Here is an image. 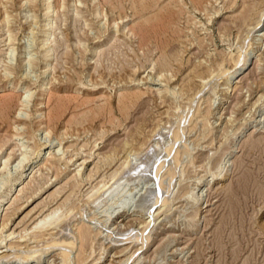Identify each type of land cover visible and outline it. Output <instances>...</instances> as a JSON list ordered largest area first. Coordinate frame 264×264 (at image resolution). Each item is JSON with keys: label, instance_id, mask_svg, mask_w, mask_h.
<instances>
[{"label": "rangeland", "instance_id": "obj_1", "mask_svg": "<svg viewBox=\"0 0 264 264\" xmlns=\"http://www.w3.org/2000/svg\"><path fill=\"white\" fill-rule=\"evenodd\" d=\"M54 1L48 20L40 11L42 0L7 2L8 26L2 22L0 4V100L12 95L7 116L0 119V142L20 132L0 147V194L9 189L13 175L23 172L0 203V264H29L40 255L39 264H61L64 249L49 246L56 239H70L73 248L66 258L71 264H79V255L85 258L81 264H120L123 259L121 264H264V23L243 42L249 19L263 0H143L148 8L137 13L131 0ZM92 3H98L99 15L92 13ZM246 7L251 8L248 19L240 16ZM156 15L164 18L142 44L132 28ZM41 29L52 32L45 45L39 43ZM45 46L51 47L47 57ZM94 46L101 52L93 53ZM240 46L253 49L252 59H259L260 69L245 65L223 90L222 76L209 79L207 73L226 68ZM163 55L167 65L161 70ZM6 59L14 66L8 78L18 82L16 91L2 76ZM201 72L206 76H198ZM205 82L197 105L202 112L178 143L189 151L181 155L173 179L163 176L164 183H171L165 192L169 206H152L155 215L142 232L147 235L152 229V239L141 247L140 229L149 220L147 207L154 203L153 195L146 193L153 187L148 172L127 173L119 180L127 184L123 194L134 204L121 213L116 212L120 200L106 204L105 192L101 199L91 197L92 202L89 191L100 180H109L126 159L134 166L164 155L179 121L175 106H185ZM165 87L176 94L160 97ZM25 89L30 91L28 103L19 109L18 93L26 94ZM135 92L142 97L122 108L120 97ZM40 97L42 119L36 111ZM126 139L128 145L118 147ZM36 143L41 146L38 152ZM22 152L29 156L22 159ZM110 154L112 160L106 157ZM214 173L220 175L212 177ZM188 191L198 198L196 203L186 201ZM68 207L72 211L65 227L35 228L54 209ZM80 225L91 231L83 246ZM130 231L139 236L119 239Z\"/></svg>", "mask_w": 264, "mask_h": 264}, {"label": "bare ground", "instance_id": "obj_2", "mask_svg": "<svg viewBox=\"0 0 264 264\" xmlns=\"http://www.w3.org/2000/svg\"><path fill=\"white\" fill-rule=\"evenodd\" d=\"M11 1H13V0H0V4H3V8H2V13H1V15H2V22H3V24L6 26H8V24H9V16H10V14H9V9H8V7L6 6V3L7 2H11ZM25 1V0H24ZM30 1H32V0H27V2H30ZM94 1V0H93ZM107 2H110V0H106ZM99 3V2H98ZM98 3H95V6L93 5L94 3H92V5H93V11H92V13L93 14H96V15H99L100 14V10H99V6L97 5ZM80 4V3H79ZM119 4V3H118ZM131 9L133 10V13H137L138 12V10L139 9H146V8H148V5L143 1V0H131ZM23 5H25L24 3L23 4H21V6H23ZM32 5V4H31ZM34 5V4H33ZM32 5V6H33ZM111 5V4H110ZM113 5V4H112ZM30 7V6H29ZM55 7H56V5H55V1L54 0H42V6H41V13H42V16H43V19L44 20H48L49 19V17H51V13H53V10L55 9ZM32 8V7H31ZM247 8V9H246ZM242 12H241V14H240V16L243 18V17H246L247 19L251 16V8H248V7H246ZM0 12H1V10H0ZM25 17L26 18H28L29 17V15H27V14H25ZM114 17V16H113ZM112 17V19H111V21L115 24L116 22H115V20H116V18H113ZM123 16H122V13L120 12V14H119V17L118 18H122ZM32 18V17H31ZM164 17H161V15H156L155 17H148V18H145L139 25H137L136 27H133L132 28V31L135 33L136 31L137 32H139V35H140V40H141V43L142 44H144V43H146L147 41H149L148 40V36L146 37V35H147V33H151L149 30L150 29H154L155 30V28H156V26L158 25L157 24V21H160L161 19H163ZM245 18V19H246ZM249 25H248V29L246 30V33H245V35H244V37H243V42L246 40V39H248L249 38V36H250V33H251V31L252 30H260L261 28H262V25H263V23H264V0L261 2V5H260V9H259V11L255 14V15H252V17H251V19H249ZM48 22L47 21H44V25L45 24H47ZM159 23H161V22H159ZM42 25V24H41ZM143 26H147L146 27V30H145V27H143ZM50 28V27H49ZM48 28V29H49ZM159 28V27H158ZM157 28V29H158ZM42 30V29H41ZM136 30V31H135ZM264 30V29H263ZM6 31H7V38L6 39H8V41L10 42L12 39H13V36L10 34L11 33V30H10V28H8L7 27V29H6ZM43 31V34L41 35V38L39 39V43H41V45H45L46 44V42L48 41V39L50 38V35H52L51 33V31L49 30H42ZM160 31V30H159ZM262 32V31H261ZM260 32V33H261ZM256 33H259V32H256ZM160 34H161V32H160ZM8 44V43H7ZM243 45H244V43H243ZM10 46V45H9ZM162 47V46H161ZM10 48H11V46H10ZM92 49V51H93V53H95V54H97V53H100L101 51L99 50L100 49V47L99 46H94V47H92L91 48ZM166 49V48H165ZM239 49V48H238ZM12 50H14V49H12ZM12 50H11V52H12ZM255 51V50H254ZM50 52H51V47L50 46H48V47H46L45 46V48H43V56H46L47 57V55H49L50 54ZM165 52H166V50H165ZM8 53H9V51H8ZM30 53V52H29ZM252 53H253V49L250 47L249 49H247L246 47H244V46H240V49H239V51L238 52H236L235 54H234V56L233 57H231V63L226 67V68H222V67H218V70H214L213 68V70L211 69H209V72L207 73V77L209 78V77H211V78H215V76H222V83H223V85H224V89L223 90H228L229 89V86H231V78H232V76L233 75H235V74H239V70L242 68V67H245V65H249L250 63H253L254 64V66H255V68L258 70V68L260 67L259 66V64H257V62H259V59L256 57V59H252ZM255 53V52H254ZM6 55H7V52H6ZM260 55V54H259ZM258 55V56H259ZM9 55H7L6 57H8ZM166 55H163L162 57H160L159 58V65L161 66L159 69H161L162 70V68H164L167 64H165L166 63V57H165ZM29 57H31V56H29ZM28 57V58H29ZM41 57V56H40ZM10 58H12V57H10ZM32 58V57H31ZM30 58V59H31ZM49 58V57H48ZM7 59H9V58H7ZM6 59V61H5V63H4V69H3V71H4V73H3V79H4V81L6 82L8 79V83L10 82L11 83V89H13L14 91H16V85L18 84V82H16V81H14V82H12L11 80H10V78H8L9 77V75H10V73H9V71H11V68H13L14 66L12 65V63L9 61V60H7ZM230 59V58H229ZM29 60V59H28ZM37 60V59H36ZM24 61H25V59H24ZM34 61V60H33ZM30 62V61H29ZM24 63V62H23ZM28 63V62H27ZM31 63V62H30ZM22 64V63H21ZM25 64V63H24ZM28 65H30V64H28ZM220 66V65H219ZM254 68V69H255ZM260 69V68H259ZM14 70V69H13ZM247 71V70H246ZM251 71V70H250ZM13 72V71H12ZM258 72V71H257ZM9 73V74H8ZM199 75L198 76H202V77H205L206 75L203 73V72H201V73H198ZM255 74H256V72H255ZM205 75V76H204ZM173 76V75H172ZM239 76V75H238ZM6 78V79H5ZM170 78H171V76H170ZM218 78V77H217ZM210 79V78H209ZM216 79V78H215ZM2 81V80H1ZM22 81H23V79H22ZM245 82V81H244ZM209 83V82H208ZM246 83V82H245ZM10 85V84H9ZM205 85L207 86L208 84H206V82L205 83H203L201 86H199V87H201V88H199L198 87V89L192 94V95H190V97H188V101H187V104L185 105V106H180V105H177V106H175V109H176V112H177V116H178V120L179 121H177V124H176V126H177V128L175 127V129L176 130H173V136H172V142H171V144H169V145H167L166 146V149H165V154L164 155H155V156H153V159H150V158H148L149 160H151L150 162H148L146 159V161H142V162H139V164H137V165H134V166H131L130 165V160H128V159H126V160H124L122 163H121V165L118 167V168H116L115 170H113L110 174H109V180L111 181V180H114V182L112 183L113 185H110L109 187H107L106 188V184L108 183V181L109 180H107V181H105V182H103V181H99V185L97 186V184H96V186H93V188L89 191L90 192V195L88 196V198H89V200H91L92 201V199H93V201L95 200V199H98V198H100L101 199V197H103L104 196V194H105V192H106V195L104 196V198H105V200H103V202L104 201H107L106 202V204H108V205H111V203H113V202H117V201H119L120 200V204H119V209H118V211H116L117 213H121V212H124L126 209H127V205H129V206H131L132 205V202L133 201H129L130 200V198H127V197H125V195L126 194H123V192L125 193V189H126V183L123 181V182H121V181H119L122 177H123V175L124 174H126L127 175V173H132V172H138V171H146V172H148V174H149V177H150V179L152 180V183H151V185L153 186L151 189H152V191H149V189H148V187L146 188V193H149V194H151V195H153V198H154V203L152 204V205H150L149 206V208L147 207V209H148V211H151L150 209L152 208V206L153 205H157L158 203H160L161 204V206H164V207H168L169 206V202H170V199L167 197V194L165 193L166 192V184L167 183H169V181L167 182V183H164L163 181V178H165V177H163L164 176V174H165V176L167 175V176H173V174H174V176H175V173H177L176 171L178 170V164H179V162H180V160H181V155L182 154H184V152L185 153H187L189 150L187 149V148H183V149H181V148H179L178 147V143L182 140V138L184 137V135L186 134V130H187V128H188V125H189V123L194 119V118H196L197 117V115H199V113H200V109H199V107L197 106L198 105V99H199V94L201 93V90H204L203 88L205 87ZM247 85V84H246ZM245 85V86H246ZM189 86V85H188ZM10 87V86H9ZM26 89H28L27 87H26ZM25 89V90H26ZM30 89V88H29ZM232 89V88H231ZM23 90H24V88H23ZM238 90V89H237ZM9 91H11V90H9ZM13 91V92H14ZM247 91V90H246ZM23 92V91H22ZM21 91H19V93H18V99H19V109H21L25 104H27L28 102H27V100H28V96H27V94L30 92L29 90H26V94H23ZM236 92V91H235ZM248 92V91H247ZM16 93V92H15ZM161 93V91H159V94ZM43 94V93H42ZM142 92H138V93H129V94H126V95H122V97H120V99H119V101L118 102H120L121 103V107L122 108H126L128 105H131V104H135L141 97H142ZM166 94H171V95H175L176 94V92L174 91V90H171V89H169L168 87H165V89H164V92L161 94V96L160 97H163V96H165ZM250 94V93H249ZM29 95V94H28ZM248 96V95H247ZM261 97V96H260ZM234 98H235V96H234ZM31 99V98H30ZM258 99V98H257ZM11 100H12V95H6V96H4V97H2V99L0 100V119H3V118H5L6 116H7V113H8V110H9V107L11 106ZM143 101V100H142ZM27 102V103H26ZM43 103V97H40V98H38V100L36 101V111H37V116L39 117V118H41V114H42V104ZM120 105V104H119ZM118 105V106H119ZM132 106V105H131ZM25 107V106H24ZM27 108V107H26ZM58 108V107H57ZM24 110V109H23ZM26 110V109H25ZM19 111V110H18ZM21 111V110H20ZM23 112V111H22ZM202 112V111H201ZM204 112V111H203ZM198 113V114H197ZM128 114H129V112H128ZM127 114V115H128ZM18 115V114H17ZM201 115V114H200ZM36 116V117H37ZM202 116H204V114L202 115ZM252 116V115H251ZM53 117V116H52ZM206 118H207V116H205ZM204 117V118H205ZM19 118L20 119H23L22 117H20L19 116ZM252 118V117H251ZM42 119V118H41ZM51 119H53V118H51L50 117V121H52ZM145 120L144 118H135V120L138 122V120ZM249 119H250V117H249ZM261 120V119H260ZM263 120V119H262ZM35 122V121H34ZM41 123V120L39 121V124ZM192 124V123H191ZM15 126H17V125H15ZM190 126V125H189ZM14 127V126H13ZM18 127H20L19 125H18ZM18 127L17 128H15V129H18ZM24 127V126H23ZM21 128V127H20ZM193 128H194V126H193ZM189 129V128H188ZM154 131V132H153ZM152 131V133L153 134H159L158 132V130L156 131V130H153ZM241 131V127H239L238 129H237V133L236 134H238L239 132ZM36 132V131H35ZM18 133H20L18 130H16L15 132H12V133H10V134H8V135H5L1 140V142H0V147L3 145V144H6L5 142L9 139V137L11 136V135H13V134H18ZM172 133V132H171ZM235 134V135H236ZM131 135V134H130ZM129 135V136H130ZM155 135H151V136H155ZM160 135V134H159ZM14 136V135H13ZM205 136V135H204ZM238 136V135H237ZM26 138V137H25ZM170 139H171V137H170ZM236 139H237V137H236ZM32 140V139H31ZM33 142V141H32ZM128 143H129V141H128V139H126V140H124L122 143H120L119 144V146L118 147H124L125 145H128ZM14 144V143H13ZM33 144H34V142H33ZM144 144H146L145 142L144 143H141L140 144V146L139 147H141L142 148V146H144ZM180 144V143H179ZM233 144V143H232ZM234 145V144H233ZM233 145H231V146H233ZM5 146V145H4ZM15 146V145H14ZM24 146V145H23ZM40 144H35L33 147H36V152H38L39 151V149H40ZM117 146H115V147H117ZM148 146V145H147ZM146 146V147H147ZM27 147V146H26ZM138 147V148H139ZM145 147V148H146ZM168 147V148H167ZM229 148H230V146H229ZM231 148H233V147H231ZM22 149H24V148H22ZM26 150V149H25ZM117 149L116 148H114L112 151L113 152H115ZM12 151V150H11ZM10 151V152H11ZM19 151V150H18ZM17 151V152H18ZM29 151V150H28ZM33 151V150H32ZM10 152L7 154V156L6 157H4V159H3V165L5 166V164L7 163V160L9 159V157H10ZM16 152V151H15ZM113 152H111V153H113ZM133 152V151H132ZM21 153V152H20ZM34 153V152H33ZM129 153V152H128ZM136 153V152H135ZM25 154V153H24ZM23 154V152H22V155H23V157H21L22 159H24V158H27L28 156H25ZM39 154V153H38ZM161 154V153H160ZM189 154V153H188ZM32 155V154H31ZM53 155H55V154H53ZM150 155H152V154H150ZM14 156V155H13ZM33 156V155H32ZM31 156V157H32ZM113 156V155H112ZM111 156V154L110 155H107L106 157L107 158H114V157H112ZM20 157V156H19ZM168 157H171L170 159L172 160V161H169V162H167L168 160H167V158ZM21 158H19L20 160H19V165H20V161H21ZM107 158H105L106 160H107ZM1 159V158H0ZM169 159V160H170ZM192 159V158H191ZM29 160V159H28ZM53 160H54V162L56 161L55 160V158H53ZM112 160V159H111ZM103 161V160H102ZM108 161V160H107ZM2 162V161H1ZM18 163H17V165H18ZM22 163V162H21ZM24 163V162H23ZM52 163V162H51ZM50 163V164H51ZM108 164H109V161L107 162ZM168 163V164H167ZM132 164V163H131ZM166 164H167V166H166ZM2 165V166H3ZM22 165V164H21ZM15 167V166H14ZM4 168V167H3ZM17 168V167H16ZM19 168H21V167H19ZM1 169V168H0ZM164 169H166V170H164ZM4 170V169H3ZM7 170V169H6ZM15 171V170H14ZM18 171V170H17ZM164 173H163V172ZM11 172V171H10ZM9 172V173H10ZM8 173V174H9ZM22 171H18L17 172V174L14 176L13 175V178H11L10 179V181H8V180H6V182L8 181V183H9V185H8V187H9V189H7V191L5 192V193H3L2 194V191H1V194H0V203L1 202H3L4 200H5V197L7 196V194H8V192L10 191V187L13 185V184H15L16 182H18L19 181V179L22 177ZM27 173V172H26ZM0 174H2V173H0ZM25 174V173H24ZM225 174V173H224ZM223 174V175H224ZM12 175V174H11ZM119 175V177H117ZM218 175H220V174H215L214 173V175H212V177H214V176H218ZM223 175H221V176H223ZM173 176V177H174ZM1 178V177H0ZM10 178V177H9ZM74 178V177H73ZM4 179V178H3ZM171 179H173L172 177H171ZM170 179V181H172ZM1 180V179H0ZM167 180H168V178H167ZM3 181H5V180H3ZM2 181V182H3ZM74 181H75V179H74ZM6 182H3L2 184H7ZM103 182V183H102ZM151 182V181H150ZM181 182V181H180ZM1 183V182H0ZM101 183V184H100ZM73 184H75V183H73ZM169 184H171V183H169ZM1 186V185H0ZM26 186V185H25ZM75 186V185H74ZM169 186H171V185H169ZM2 187V186H1ZM6 187V186H5ZM106 188V189H105ZM21 189V188H20ZM24 189V188H23ZM103 189V190H102ZM144 190V189H143ZM5 191V190H4ZM99 193V194H98ZM96 194H98L97 196H96ZM142 194H144V193H142ZM186 196V201L188 200L189 202H191V204H194V203H196L197 202V200H198V198L194 195L193 196V194L192 193H190L189 191L187 192V194H185ZM96 196V197H95ZM144 196H145V194H144ZM143 196V197H144ZM197 196L199 197V195L197 194ZM201 196V195H200ZM91 197H94V198H92V199H90ZM8 198V197H7ZM123 198H125L124 200H123ZM131 199L132 200H134V198H132L131 197ZM138 199V198H137ZM12 200V199H11ZM7 201V200H6ZM92 201V202H93ZM99 202V201H98ZM97 202V203H98ZM135 202V201H134ZM8 203H10V202H8ZM69 203V202H68ZM198 204V203H197ZM134 205V204H133ZM132 205V206H133ZM148 205V204H147ZM196 205V204H195ZM134 207V206H133ZM66 208V207H65ZM129 208V207H128ZM146 208V207H145ZM194 208V207H193ZM70 207H68L67 208V210L66 211H61L60 210V212L58 211L59 210V208H56V209H54L53 211H51L50 213H48L46 216H44L43 218H41L38 222H37V224H36V226H35V228L36 229H41L44 225H53L54 224V226L56 225H60V226H64L65 224L64 223H67V221H68V218L70 217V213H71V211H72V209H71V211H70ZM153 209V208H152ZM109 210V209H108ZM154 211V210H153ZM60 213V214H59ZM195 213V212H194ZM107 215V214H106ZM109 215V216H108ZM108 215L106 216V220H108L110 217H111V215L108 213ZM121 215V214H120ZM155 215V212H149V215H148V219L149 220H147V222L145 221L142 225V228L140 229V231H141V236H140V238H142V245H141V247H145L150 241H151V237H152V229H150V232H148V234L147 235H144V233H142V232H144V231H146V229H147V227L149 226V224L152 222V219H153V216ZM192 216H193V214H192ZM196 216V215H195ZM59 227V226H58ZM65 227V226H64ZM56 228V227H55ZM42 230V229H41ZM65 230V229H64ZM67 231V230H66ZM36 232H38V231H36ZM123 232V231H122ZM154 232V231H153ZM78 233H79V238H80V242H81V245L83 246L85 243H86V241L89 239V236H90V234H91V231L90 230H88V228H86L85 226H83V225H80V226H78ZM138 233H139V231H138ZM136 235H138V234H135V235H133V232L132 231H130V232H128V233H123L122 235H121V238H119V239H127V238H132V237H135ZM139 236V235H138ZM64 237H65V235H64ZM63 238V237H62ZM139 238V237H138ZM60 239V238H59ZM66 239H68V238H66ZM118 239V238H117ZM53 240V239H52ZM55 245H57V246H59L60 248H62V249H64L63 250V260H62V262H61V264H71V261H70V257H69V259H67L66 258V256L68 255H70V253L71 252H69L70 250L69 249H71V248H73V245H72V243L70 242V239L69 240H67V241H65V239H63V240H58V239H56V241H54L53 240V242H51L50 244H49V246H55ZM10 247H14L15 248V246L14 245H9V247L8 248H10ZM57 248V247H56ZM6 249H7V247H6ZM12 249V248H11ZM61 249V250H62ZM82 249H83V247H82ZM1 252V251H0ZM67 256V257H68ZM0 258H1V256H0ZM128 258V257H127ZM130 258V257H129ZM42 259H43V257L40 255L36 260H34V262L33 263H29V264H39V263H41L42 262ZM69 260V261H68ZM85 260V258L84 257H82L81 255H79L78 257H77V261H78V263L79 264H81L83 261ZM125 260H127V259H125ZM125 260L123 259V261H120V264L122 263V262H125Z\"/></svg>", "mask_w": 264, "mask_h": 264}]
</instances>
